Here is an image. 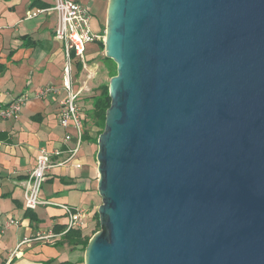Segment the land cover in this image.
Segmentation results:
<instances>
[{
  "label": "water",
  "instance_id": "1",
  "mask_svg": "<svg viewBox=\"0 0 264 264\" xmlns=\"http://www.w3.org/2000/svg\"><path fill=\"white\" fill-rule=\"evenodd\" d=\"M104 46L85 264H264V0H109Z\"/></svg>",
  "mask_w": 264,
  "mask_h": 264
},
{
  "label": "crops",
  "instance_id": "2",
  "mask_svg": "<svg viewBox=\"0 0 264 264\" xmlns=\"http://www.w3.org/2000/svg\"><path fill=\"white\" fill-rule=\"evenodd\" d=\"M55 1L0 0V64L5 66L0 73V107L21 94L30 96L17 119L0 118V264H45L49 260H54L52 264H83L82 247L61 243L63 236L58 244L35 238L38 232L52 229L58 232L66 227L68 217L61 207L47 205L28 210L24 206V181L36 165L40 149H62V155L53 157L58 161L65 159L69 148L76 146L75 139L65 141V133L75 130L66 129L59 122L62 95L52 94L47 98L37 95L46 85H62L67 63L65 45L55 38L58 14L47 10ZM74 1L90 6L92 19L97 16L106 25L109 0ZM88 61L89 71H95L97 77L102 62L92 58ZM89 71L79 69L78 64L74 67L76 87L82 89L78 102L83 117L84 105L88 102L92 105L91 92L98 86L96 77L88 79ZM84 93L89 98L86 103L81 101ZM87 142L83 140L71 163L55 166L47 173L41 193L42 198L58 203L86 204L85 200L89 199L83 207L87 213L81 228L84 231L88 219L97 220L102 203L91 198V194L100 195L99 172L97 156H93ZM77 164L82 166L79 168ZM10 218L19 220V225L7 227ZM25 240L30 241L13 254Z\"/></svg>",
  "mask_w": 264,
  "mask_h": 264
},
{
  "label": "built area",
  "instance_id": "3",
  "mask_svg": "<svg viewBox=\"0 0 264 264\" xmlns=\"http://www.w3.org/2000/svg\"><path fill=\"white\" fill-rule=\"evenodd\" d=\"M49 11H55L58 14L57 26L55 28V38L62 41L67 50V63L64 67L62 85H46L42 87L37 95L41 98H47L52 94L62 95L60 100L61 109L59 111V122L64 128H73L75 133L67 131L65 133V141L76 140V146L69 148L68 156L63 160L54 161L53 157L63 154V150L58 148L49 151L47 148H41L37 156L36 165L30 171L28 177L24 181V201L27 209L35 210L39 206L55 205L61 207L66 216L68 223L61 232L49 230L38 232L35 236L38 240H45L49 243L56 244L58 239L73 229H81L85 224L86 210L76 208L67 203H58L50 199H44L41 196L43 184L47 173L55 166H62L71 163L78 155L84 136V117L81 106L79 105V97L82 89H77L74 67L81 64L84 70L89 71V61L87 57L88 44L105 40L101 33L93 31L92 11L90 6L82 4L74 0H56L54 5L47 8ZM95 71H89L88 78L96 77ZM28 94H21L15 98L10 104L0 107V118L17 119L22 107L29 101ZM77 164V167H81ZM19 220L10 218L6 224L7 227L19 225ZM13 254H17L18 249Z\"/></svg>",
  "mask_w": 264,
  "mask_h": 264
},
{
  "label": "trees",
  "instance_id": "4",
  "mask_svg": "<svg viewBox=\"0 0 264 264\" xmlns=\"http://www.w3.org/2000/svg\"><path fill=\"white\" fill-rule=\"evenodd\" d=\"M106 26H104V29ZM102 46H104L103 42H99ZM113 61L112 59L104 56L103 57V62L106 65V62ZM79 69H83L81 64H78ZM109 74L111 77L115 76L117 74V67L116 69L111 68L109 65L106 66ZM5 66L0 64V73L4 71ZM96 89V88H95ZM97 91L98 94L93 95L92 97V108L90 112H88V116H84V136L83 139L85 141H95L97 142L98 138H93L92 132L89 128H87L89 121L92 122V125H97V126H105L106 123V113L109 107L111 106V97L109 95V84L108 83H101L97 86ZM104 131V129L101 131V133ZM100 133V134H101ZM99 134V135H100ZM30 210V209H28ZM96 219H97V229L94 232H98L101 229L100 225V220H99V214L97 212L96 214ZM64 230V229H63ZM61 230V231H63ZM58 231V232H61ZM93 234V235H94ZM92 236H88L85 234L83 229H73L67 232L66 234L63 235L62 237V242L61 243H67L72 247H82V249L85 251ZM60 243V242H59ZM58 244V243H57ZM54 260H49L45 262V264H52ZM62 264V263H59Z\"/></svg>",
  "mask_w": 264,
  "mask_h": 264
},
{
  "label": "rangeland",
  "instance_id": "5",
  "mask_svg": "<svg viewBox=\"0 0 264 264\" xmlns=\"http://www.w3.org/2000/svg\"><path fill=\"white\" fill-rule=\"evenodd\" d=\"M91 25H92V28H93V31L94 32L101 33V35H103L105 37V29L103 27L104 26L103 20H101L97 16H95L92 19V21H91ZM99 42H103L104 43V40L103 41L100 40ZM97 45H99V50L100 51L97 50ZM90 48L91 49H90L87 57L89 59L90 58H92V59H99V61L102 62L101 63L102 64L101 65L102 66V70H100L98 72V75H97V77L95 79L97 85H99L101 83H108L109 84V81L111 79V75L109 74L106 66L109 65L111 68L116 69V67H117L116 63L114 61H110V62H106V65H105V63L103 62V57L105 56V46H102L100 43H94L93 42V43L90 44ZM99 55H100V57H99ZM97 90L98 89L96 87V89H94V91L91 92V96L93 94L94 95L95 94H98V91ZM85 94L86 93L83 94V97H82V100H81L83 103H86V102L89 101V98L86 97ZM91 108H92V105H91V103L89 104V102L84 105L83 110H84L85 117L88 116L87 113L90 112ZM87 128H89L91 130L93 138H95V139L98 138L99 139V134L105 128V126H102V125L101 126H97V125L95 126V125H92V122L91 121H89ZM98 139H97V142H95L93 140L87 142L88 145H89V148L92 150L93 156H97V152H98ZM97 164H98V162H97ZM91 198H96V202L97 203H99L100 201L102 202L101 196L100 195H97L95 193L94 194H91ZM89 201H90L89 199H86L85 200L86 204H84L83 202L82 203H79V201L76 202L77 204H75V203H72V204L68 203V204L70 206H73V207H76V208H83L84 205H87L89 203ZM73 204H75L76 206L73 205ZM24 206H25V201H24ZM25 208H26V206H25ZM88 220H87L88 226L86 227V229H85L84 232L88 236H93L94 232L97 229V220H95V221H93L92 219H88ZM81 251L84 252V255H85V251L83 249H81ZM82 260H83L82 261L83 264H85V259L83 258Z\"/></svg>",
  "mask_w": 264,
  "mask_h": 264
}]
</instances>
